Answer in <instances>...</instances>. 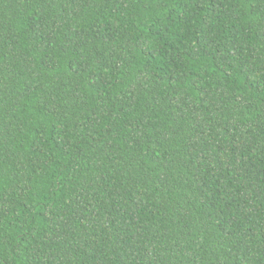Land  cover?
<instances>
[{"label":"trees","instance_id":"16d2710c","mask_svg":"<svg viewBox=\"0 0 264 264\" xmlns=\"http://www.w3.org/2000/svg\"><path fill=\"white\" fill-rule=\"evenodd\" d=\"M0 264H264V0H0Z\"/></svg>","mask_w":264,"mask_h":264}]
</instances>
